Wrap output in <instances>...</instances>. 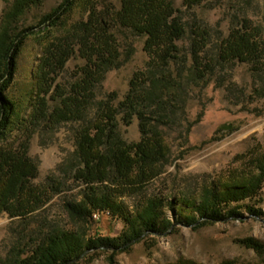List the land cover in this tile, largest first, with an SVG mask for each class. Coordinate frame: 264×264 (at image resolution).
Instances as JSON below:
<instances>
[{"label": "trees", "instance_id": "16d2710c", "mask_svg": "<svg viewBox=\"0 0 264 264\" xmlns=\"http://www.w3.org/2000/svg\"><path fill=\"white\" fill-rule=\"evenodd\" d=\"M27 1L18 0V5L7 13L8 24L16 19ZM203 1L183 0V5L193 9ZM76 3L86 8L87 15L68 25L65 17ZM180 12L175 0H120L119 7L109 0H62L35 26L17 29L10 35H6L9 28L4 26L0 38V216L7 213L18 218L20 226L0 264H88L105 251L110 252L112 264L117 252L129 249L144 236L166 235L172 229V221L161 215L163 206L159 199H147L134 213H128L111 197L117 191L118 195L123 194L121 190L126 188L141 189L168 162L170 148L153 123L160 113L153 109L156 104L150 103L151 85L146 73H134L122 99L109 93L98 102L94 118L76 132L75 165L65 179L54 174L47 176L45 185L36 184L39 168L29 150L40 128L84 119L96 98L97 85L110 70L119 69L132 59L137 46L121 38L122 30L130 31L142 42V49L153 65L166 70L171 69V64H181L180 42L187 26ZM190 30L191 67L201 73L211 67L201 54L209 42L210 31L199 22L193 23ZM30 36L39 40L41 51L34 68V85L23 102L9 96L7 91L13 84L18 53ZM262 40L260 26L248 18H239L222 40L217 58L225 63L256 64L264 56ZM76 55L85 62L77 68L76 81L65 87L58 78ZM135 120L140 137L127 140L122 128ZM253 163L255 170L251 176L237 178L233 172L232 177L203 188L199 201L169 202L172 211L193 228L242 217L236 208L224 211L217 204L251 198L263 186L264 152L254 157ZM78 186L84 192L83 200H65L63 204L76 229L49 226L41 214L40 220L34 215L44 210L43 206L55 195ZM248 210L252 216L260 214L253 207ZM96 211L111 218L119 216L126 224L122 235L109 237L97 232L87 236L84 225ZM31 215L34 217L30 218ZM79 223L82 226L78 227ZM238 242L258 253L264 250V244L253 237ZM167 264L200 263L178 259Z\"/></svg>", "mask_w": 264, "mask_h": 264}, {"label": "rangeland", "instance_id": "374dc122", "mask_svg": "<svg viewBox=\"0 0 264 264\" xmlns=\"http://www.w3.org/2000/svg\"><path fill=\"white\" fill-rule=\"evenodd\" d=\"M61 1L41 0L38 3V0H28L21 6L16 19L8 24L6 15L18 5V0H0V38L4 26L9 28L6 35L35 26ZM109 1L117 7L120 5V0ZM175 1L187 26V33L180 42L182 63L171 64V69L167 67L166 70L153 65L142 49V42L136 40L130 31L122 30L121 38L126 39V43H135L136 52L126 65L110 70L97 85L96 98L85 118L64 121L54 128L42 127L32 138L29 154L39 168L35 183L45 185L49 175L56 174L64 179L71 175L75 165L77 130L94 118L101 99L109 93L122 99L134 73L144 72L150 79V103L156 104L153 109L160 113L158 121L153 123L170 148L168 162L162 172L141 189L126 188L121 190L123 194L118 195L120 191H117V195L111 197L128 213H134L147 199L157 198L163 206L161 215L169 218L173 227L166 235H146L129 249L117 252L112 264H167L178 259L200 264L223 261L231 264L264 263V250L258 253L238 242L253 237L264 244V183L251 198L217 204L224 211L236 208L242 217H230L198 228L186 224L172 211L169 203L175 199L199 201L205 187H213L216 182L232 175L237 178L251 176L255 170L254 157L264 152V56L256 64L225 63L217 58L222 40L243 17L261 27L264 48V0H204L193 9L185 7L183 0ZM86 15V8L76 3L65 18L71 25ZM197 22L210 31L209 42L201 54L211 67L201 73L192 69L189 55V42L193 37L190 27ZM40 51L37 38L30 36L25 40L17 56L15 77L7 91L9 96L23 102L28 98L34 85V68ZM84 62L77 55L71 58L58 82L69 87L76 81L77 68ZM122 129L127 140L139 139L137 120ZM83 198L82 187H74L55 195L43 206L44 210H38L34 215L40 220L41 214L49 226L76 229L63 204L65 200L80 201ZM248 207L260 211L259 216H252ZM95 213L97 216L93 215L84 225L87 236L92 237L97 232L109 237L122 235L126 224L119 216L111 218L106 213ZM19 226L18 218H11L7 213L0 216V259L14 243ZM109 254L99 252L88 264H111Z\"/></svg>", "mask_w": 264, "mask_h": 264}, {"label": "bare ground", "instance_id": "6f19581e", "mask_svg": "<svg viewBox=\"0 0 264 264\" xmlns=\"http://www.w3.org/2000/svg\"><path fill=\"white\" fill-rule=\"evenodd\" d=\"M94 216H96V213L94 214Z\"/></svg>", "mask_w": 264, "mask_h": 264}, {"label": "built area", "instance_id": "2783aa9c", "mask_svg": "<svg viewBox=\"0 0 264 264\" xmlns=\"http://www.w3.org/2000/svg\"><path fill=\"white\" fill-rule=\"evenodd\" d=\"M96 216H97V214H96ZM95 217V216H94Z\"/></svg>", "mask_w": 264, "mask_h": 264}]
</instances>
